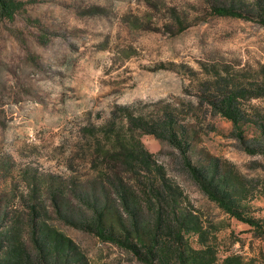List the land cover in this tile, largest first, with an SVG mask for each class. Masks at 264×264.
Instances as JSON below:
<instances>
[{
  "label": "rangeland",
  "instance_id": "rangeland-1",
  "mask_svg": "<svg viewBox=\"0 0 264 264\" xmlns=\"http://www.w3.org/2000/svg\"><path fill=\"white\" fill-rule=\"evenodd\" d=\"M23 1L15 19L0 16V232L17 222L33 253L35 218L69 237L81 264H144L74 224L92 217L95 207L84 198L94 192L105 201L109 191L128 219L116 187L103 176L104 151L113 149L120 133L126 142L139 139L165 167L219 262L236 254L264 264V237L210 198L177 145L133 128L123 109L150 124L173 114L187 135L191 160L230 169L250 212L264 221V133L258 127L264 90L243 101L253 119L243 136L208 102L216 73L264 87V25L214 14L216 0ZM120 171L143 196L145 176L138 185L132 172ZM51 186L63 188L68 213ZM35 189L39 206L33 213ZM145 217L153 215L145 211ZM185 238L202 247L199 235Z\"/></svg>",
  "mask_w": 264,
  "mask_h": 264
},
{
  "label": "trees",
  "instance_id": "trees-1",
  "mask_svg": "<svg viewBox=\"0 0 264 264\" xmlns=\"http://www.w3.org/2000/svg\"><path fill=\"white\" fill-rule=\"evenodd\" d=\"M216 1L214 14L257 19L264 25V0ZM26 4L23 0H0L1 18L15 19ZM262 71L264 77V69ZM216 75L219 80L208 102L215 112L231 120L239 130L238 134L243 136V126L253 124L252 115L247 117L244 112L243 101L263 96L259 91L264 90V87L256 81L249 83L236 77H222L220 73ZM123 109L126 112L125 119L133 128L177 145L192 175L210 198L233 217L252 226L258 236L264 237V221L250 212L249 205L245 203V194L233 184L232 171H223L222 165L211 161L207 165L195 164L189 155L187 135L178 127L173 114L150 124L144 116L134 115L127 107ZM258 127L264 133V120ZM152 156L139 139L126 142L119 133L113 149L104 151L103 158L108 171L103 176L116 187L129 217L125 219L124 214L115 209L109 191H105V201L97 198L94 192L93 196L87 194L84 198L95 207L92 217L74 224L132 252L144 264H252L236 254L218 261L216 249L208 244L200 219L182 204L183 193L170 183L165 167L154 162ZM120 169L132 172V180L138 185L145 176L143 196L125 181ZM50 190L57 205H61L68 213L70 208L64 203L63 188L56 190L51 186ZM37 196L35 189L34 204L31 206L33 213L38 211ZM145 211H150L153 218L148 220ZM59 212L63 213L61 209ZM31 220L36 250L33 253L29 251L19 224L11 221L0 232V264H81L83 256L69 237L45 222L39 223L35 218ZM191 232L199 235L202 247L195 248L186 243L185 236Z\"/></svg>",
  "mask_w": 264,
  "mask_h": 264
}]
</instances>
